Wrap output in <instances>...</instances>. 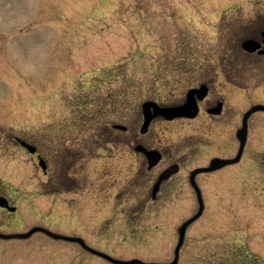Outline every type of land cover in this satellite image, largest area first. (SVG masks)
<instances>
[{
    "label": "rangeland",
    "instance_id": "1",
    "mask_svg": "<svg viewBox=\"0 0 264 264\" xmlns=\"http://www.w3.org/2000/svg\"><path fill=\"white\" fill-rule=\"evenodd\" d=\"M237 22L253 23L239 30L242 37L257 33L264 0H0V194L15 206L0 212V231L41 225L117 258L171 261L197 199L178 192L152 198L151 181L133 172L138 157L121 141L138 129L143 101L183 100L202 63L230 55ZM245 77L234 73L237 87L227 100L237 109L264 99L260 68ZM150 135L165 148L190 150L196 130L193 121L163 120ZM214 147L191 149L188 158L203 162ZM247 150L231 179H199L204 210L186 229L178 264H264L258 113ZM0 264L113 263L38 231L1 239Z\"/></svg>",
    "mask_w": 264,
    "mask_h": 264
},
{
    "label": "flooded vegetation",
    "instance_id": "2",
    "mask_svg": "<svg viewBox=\"0 0 264 264\" xmlns=\"http://www.w3.org/2000/svg\"><path fill=\"white\" fill-rule=\"evenodd\" d=\"M251 24L253 23L237 22L233 26V36L229 39L230 55L220 61L202 63L198 67L199 70L194 71L195 76L193 79L196 83L187 88L183 100L170 105H164L156 100H151L154 103L151 104L150 108H146L145 110V113L151 119L143 131H141V125L144 120V111L141 108L138 129L136 126L135 129L126 135L127 139L121 141L125 147H132L135 156L138 157L136 158L138 160V162L136 161L138 167L133 172L137 178L140 176L144 180L151 181L149 188L152 198H155L160 193L174 194V192L188 194L197 198V191L191 182L192 171L200 166H208L210 161L215 157L227 159L237 155L240 145L237 138V130L242 126L244 113L255 104L264 105V99L252 102L247 101V103L249 102L248 105L237 109L227 101L234 87H237V84L233 81L234 73L242 75V78L246 76L243 82H247L248 77L255 74L259 68L261 73H264V60L260 64L244 60L245 57L264 58V36L262 34L264 25L261 24L262 28L255 34L244 35V37L239 34V30H247L251 27ZM247 40L253 41L257 47L253 50L244 48L243 43ZM242 87L245 89V86ZM189 94L195 108L186 111V113H177L174 108L185 103ZM193 112L194 114L192 115ZM257 113L264 118V107L253 111L247 118V134L250 119ZM163 120L193 121L196 130L194 147L188 143L191 147L190 150H193L192 153L203 149V146L208 149V152H211L215 146V151L205 161L194 164V161L188 158L190 150H183L181 148L178 151V148L173 150L163 147L150 135V129L154 122ZM123 126L124 129H118L126 132L127 126ZM234 135L238 140L235 146L233 144ZM20 141L35 146L24 139ZM36 151L37 147L35 152L31 154L36 153ZM247 151L246 139L237 162L227 163L210 171L194 174V181L201 193L203 194L204 192L199 180L201 176L209 175L212 180L223 177L231 179L234 168L243 163ZM39 158L42 157L39 156ZM0 196L4 195L0 194ZM8 204L10 203L8 202ZM1 211L2 213L9 212L7 208L0 206ZM1 239L4 238L0 237Z\"/></svg>",
    "mask_w": 264,
    "mask_h": 264
},
{
    "label": "water",
    "instance_id": "3",
    "mask_svg": "<svg viewBox=\"0 0 264 264\" xmlns=\"http://www.w3.org/2000/svg\"><path fill=\"white\" fill-rule=\"evenodd\" d=\"M263 36H264V32H263ZM243 46L248 49V50H253L256 48L255 44L253 41H245L243 43ZM151 105V102L147 101L143 103V108H148ZM264 106L261 104H257L252 106L243 116V125L242 127L238 130L237 132V136L240 139V146H239V151L237 153V155L234 158L231 159H222V158H214L211 160V163L209 166L207 167H198L195 170L192 171L191 173V182L193 183V185L195 186L196 190H197V198H198V202H199V208L198 211L192 215L191 217H189L188 219H186L185 221H183L181 223V225L178 228V241L175 245L174 248V257L170 262H154V261H144L140 258H131V259H120V258H116L113 257L112 255L105 253L103 251L97 250L91 246H89L88 244H86V242L84 241L83 238L79 237V236H69V235H64V234H59L56 233L54 231H51L43 226H39V225H35L32 226L29 230H27L26 232H16V233H9V234H4V233H0V237H6V238H26L29 237L30 235H32L34 232L37 231H41L46 233L47 235L56 238V239H64V240H68V241H74V242H78L84 249H86L87 251L98 255L106 260H108L109 262L113 263V264H177L178 263V257H179V250L180 247L183 243L184 240V236H185V231L187 226L194 221L196 218H198L203 210V200L201 197V193L200 190L198 188V186L196 185L195 181H194V174H196L197 172H201V171H209L217 166H221L230 162H236L239 159L242 147L245 143L246 140V136H247V117L249 116L250 113H252L253 111L257 110V109H261ZM194 107V104L192 103V99H191V95L189 94L187 97V100L185 102L184 105L176 107V111L177 113H183L186 111L191 110ZM194 114V113H193ZM192 114V115H193ZM150 117L145 115V120L144 123L142 125L141 130L143 131L144 128L147 126L148 122H149ZM116 127L121 128V125H115ZM21 143L31 152H33L35 150V147L27 144L23 141H21ZM39 164L44 168L45 167V162L43 160L39 161ZM0 205L1 206H5L7 207L9 210H14L13 206H9L7 203V200L4 197H0Z\"/></svg>",
    "mask_w": 264,
    "mask_h": 264
}]
</instances>
